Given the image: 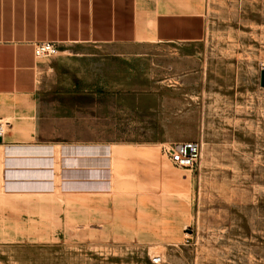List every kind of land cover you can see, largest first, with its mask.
Segmentation results:
<instances>
[{"label": "crops", "instance_id": "1", "mask_svg": "<svg viewBox=\"0 0 264 264\" xmlns=\"http://www.w3.org/2000/svg\"><path fill=\"white\" fill-rule=\"evenodd\" d=\"M204 11L205 0H0V250H14V264L24 239L76 241L114 264H154L155 254L178 264L166 246L182 240L198 185L161 153L172 142L156 133L123 140L129 131L92 141L65 128L67 116H45L37 96L48 58L33 46L91 53L112 60L113 76H128L134 60L190 50L203 37ZM129 86L111 82L126 92L117 105L142 107Z\"/></svg>", "mask_w": 264, "mask_h": 264}, {"label": "rangeland", "instance_id": "2", "mask_svg": "<svg viewBox=\"0 0 264 264\" xmlns=\"http://www.w3.org/2000/svg\"><path fill=\"white\" fill-rule=\"evenodd\" d=\"M112 65L86 52L48 57L42 113L67 116L64 127L92 141H118L121 131L133 135L125 141H198L193 170L173 166L198 187L189 226L167 253L178 264H264V0H205L204 34L190 50L134 60L123 77ZM118 77L142 107L117 105L126 93L111 90ZM95 255L76 241L18 243V264H114ZM14 258L0 250V264Z\"/></svg>", "mask_w": 264, "mask_h": 264}, {"label": "built area", "instance_id": "3", "mask_svg": "<svg viewBox=\"0 0 264 264\" xmlns=\"http://www.w3.org/2000/svg\"><path fill=\"white\" fill-rule=\"evenodd\" d=\"M33 53L36 58H48L56 56L59 50L52 42L43 41L34 44ZM2 133L3 127L0 122V136ZM160 151L176 168L193 170L200 159L201 144L195 140L172 142L162 145ZM187 241L188 238H186ZM150 260L154 264H160L162 263V256L155 254L151 256Z\"/></svg>", "mask_w": 264, "mask_h": 264}, {"label": "water", "instance_id": "4", "mask_svg": "<svg viewBox=\"0 0 264 264\" xmlns=\"http://www.w3.org/2000/svg\"><path fill=\"white\" fill-rule=\"evenodd\" d=\"M260 86L264 87V68H262L260 72ZM0 142H1V137H0Z\"/></svg>", "mask_w": 264, "mask_h": 264}]
</instances>
